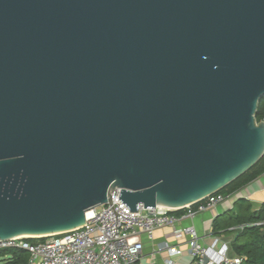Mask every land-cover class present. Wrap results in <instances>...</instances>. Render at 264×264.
I'll list each match as a JSON object with an SVG mask.
<instances>
[{"label":"water","instance_id":"1","mask_svg":"<svg viewBox=\"0 0 264 264\" xmlns=\"http://www.w3.org/2000/svg\"><path fill=\"white\" fill-rule=\"evenodd\" d=\"M263 98L264 0H0V241L218 193Z\"/></svg>","mask_w":264,"mask_h":264},{"label":"built area","instance_id":"2","mask_svg":"<svg viewBox=\"0 0 264 264\" xmlns=\"http://www.w3.org/2000/svg\"><path fill=\"white\" fill-rule=\"evenodd\" d=\"M119 195L120 190H114L110 203L91 209L90 216L85 215V224L79 228L44 237L0 241V249L27 251L28 264H138L143 251L140 235L151 240L157 229L170 228L175 245L158 246L159 251L167 254L163 264H177L173 258L183 255L182 245L191 259L189 264H241L240 257L229 256L228 245L219 237H214L210 245H202L192 226H178L182 219L214 210L225 200L224 195L215 193L180 209L137 206V212H130ZM261 225L264 222L242 225L235 230Z\"/></svg>","mask_w":264,"mask_h":264},{"label":"crops","instance_id":"3","mask_svg":"<svg viewBox=\"0 0 264 264\" xmlns=\"http://www.w3.org/2000/svg\"><path fill=\"white\" fill-rule=\"evenodd\" d=\"M240 200L245 204L250 205L251 212H257L260 210L264 205V174L237 192L225 196V200L217 205L214 210L198 213L192 219H182L179 221L178 226H192L202 245H210L214 237H219L228 245V249L230 250V243L234 240L235 231H237L235 229L246 224L234 225L232 227L226 225L228 233L219 236L213 233V223L216 217H219L220 220H224V222H230L227 218L229 215L234 214L237 211L238 204L241 203ZM224 224L226 223H223L222 225ZM139 238L143 244V251L138 264H163L167 254L159 251L158 246L162 243L175 245V239L172 236V230L170 228L157 229L153 233V238L151 240H149L144 234H141ZM181 248L184 252L183 255L181 257H174L173 260L177 264H189L191 259L187 254L186 246L182 245ZM228 254L229 256L231 255V253Z\"/></svg>","mask_w":264,"mask_h":264},{"label":"trees","instance_id":"4","mask_svg":"<svg viewBox=\"0 0 264 264\" xmlns=\"http://www.w3.org/2000/svg\"><path fill=\"white\" fill-rule=\"evenodd\" d=\"M255 118L257 122L264 120V98L258 104ZM263 174L264 155L251 169L218 193L229 196ZM227 219L230 222H224V220L216 217L213 223V233L215 235L220 236L228 233L227 226L264 222V205L257 212H251L250 205L241 201L238 204L237 211L229 215ZM222 221L226 224L222 225ZM229 253H231L230 256L240 257L242 259L241 264H264V225L249 226L241 231H235V238L230 243ZM28 263L29 253L27 251L19 248L0 249V264Z\"/></svg>","mask_w":264,"mask_h":264},{"label":"bare ground","instance_id":"5","mask_svg":"<svg viewBox=\"0 0 264 264\" xmlns=\"http://www.w3.org/2000/svg\"><path fill=\"white\" fill-rule=\"evenodd\" d=\"M162 208H164V207H162ZM89 216H90V211H88L86 214V217H89Z\"/></svg>","mask_w":264,"mask_h":264}]
</instances>
